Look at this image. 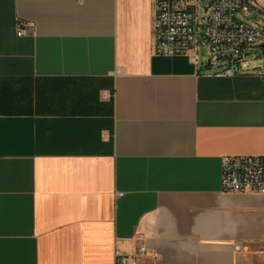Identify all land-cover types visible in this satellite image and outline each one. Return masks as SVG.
Returning <instances> with one entry per match:
<instances>
[{
  "label": "crops",
  "instance_id": "crops-1",
  "mask_svg": "<svg viewBox=\"0 0 264 264\" xmlns=\"http://www.w3.org/2000/svg\"><path fill=\"white\" fill-rule=\"evenodd\" d=\"M152 20L0 0V264H264V196L220 187L222 157L264 155L262 71L154 56Z\"/></svg>",
  "mask_w": 264,
  "mask_h": 264
},
{
  "label": "built area",
  "instance_id": "built-area-1",
  "mask_svg": "<svg viewBox=\"0 0 264 264\" xmlns=\"http://www.w3.org/2000/svg\"><path fill=\"white\" fill-rule=\"evenodd\" d=\"M22 26L17 22L18 37L23 35ZM200 47H205L202 68L213 69L215 78L243 74L241 65L249 61L251 50L264 53V2L153 0L152 54L188 57L196 64ZM260 70L264 78V68ZM220 187L223 193L264 196V155L222 157ZM115 264H136V260L117 256Z\"/></svg>",
  "mask_w": 264,
  "mask_h": 264
},
{
  "label": "rangeland",
  "instance_id": "rangeland-1",
  "mask_svg": "<svg viewBox=\"0 0 264 264\" xmlns=\"http://www.w3.org/2000/svg\"><path fill=\"white\" fill-rule=\"evenodd\" d=\"M198 14H200V10H198ZM205 47H200L198 52L199 62L205 61ZM248 63L251 64V69H261L264 68V53H262L261 49L254 48L251 50L248 56Z\"/></svg>",
  "mask_w": 264,
  "mask_h": 264
}]
</instances>
